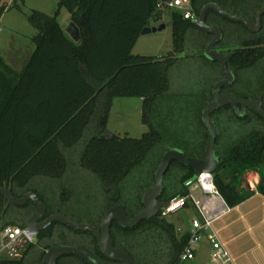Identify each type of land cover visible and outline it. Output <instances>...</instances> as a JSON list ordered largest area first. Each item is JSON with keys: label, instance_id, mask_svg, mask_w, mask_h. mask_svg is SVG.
Returning <instances> with one entry per match:
<instances>
[{"label": "trees", "instance_id": "trees-1", "mask_svg": "<svg viewBox=\"0 0 264 264\" xmlns=\"http://www.w3.org/2000/svg\"><path fill=\"white\" fill-rule=\"evenodd\" d=\"M162 1L168 0H59L52 15L39 10L28 15L38 31L34 37L36 49L28 64L23 70L16 71L0 58V187L11 188L17 196L33 190L47 204L49 214L63 212L77 221L99 227L104 212L113 204H124L130 216L143 208L144 189L153 185L156 169L169 148L177 146L190 156L205 157L209 133L202 120V111L213 98L215 83L224 77L220 63L202 54L212 34L197 27L192 19L184 18L179 11L170 10L174 50L162 58L132 53L144 27L163 22L164 11L158 8ZM209 2H216L252 22L264 5V0L254 3L192 0L197 16ZM7 7V3L0 0V19ZM63 8L81 29L78 42L67 35L60 22ZM207 23L224 27L225 35L219 47L228 48L225 52L228 65L237 74L233 91L238 96L257 99L264 91V15L259 32H252L245 24L214 10L208 12ZM184 51L196 52L195 56L202 58L211 73L198 113L205 132L185 147L167 142V136L152 124L150 118L156 99L169 88L170 66ZM256 70L262 71L257 79L256 74L253 75ZM117 97L143 98L144 122L152 128L141 138H103ZM212 117L218 128L216 150L224 159L221 167L234 168L233 179L223 177L220 167L214 173V181L226 204L233 207L247 198L239 183L247 170L260 173L258 188L264 192V116L250 112L241 117L226 106ZM90 132L92 134L81 147L79 141ZM74 164L79 165L77 170L84 177L88 175V179L103 189L105 197L94 211L82 215L67 211L63 203L68 200L67 189L55 186L71 173ZM139 167L148 173V180L138 186L144 187L143 190L112 197V189L107 185L116 187L122 194L119 185L132 177ZM193 174V167L174 161L166 174L161 199L187 195L189 187L185 183ZM38 181L55 187V192H47ZM35 212L32 201L23 206L10 204L0 222V232L9 224L26 226L27 217ZM112 236L114 244L128 250L136 264H180L189 240V234L178 238L174 224L160 212L132 228H125L115 221ZM63 242L83 244L103 264L104 258L106 264H122L101 252L92 233L76 230L62 222H54L41 231L36 243L31 244L20 259H3L0 263L45 264L43 258L47 249ZM58 264L87 263L76 255H66L58 260Z\"/></svg>", "mask_w": 264, "mask_h": 264}, {"label": "rangeland", "instance_id": "rangeland-1", "mask_svg": "<svg viewBox=\"0 0 264 264\" xmlns=\"http://www.w3.org/2000/svg\"><path fill=\"white\" fill-rule=\"evenodd\" d=\"M10 1V0H4ZM255 0H243L242 3H254ZM59 0H14V5L3 17L0 23V56L22 54L28 56L29 51L34 50L36 44L34 36L37 29L30 23L28 15L33 10H39L46 14H54L58 8ZM64 17V18H63ZM62 19L65 29L71 21L69 12L66 8L61 10L59 17ZM163 22L166 28L162 31L149 34H141L138 38L132 53L134 55H145L164 57L174 50L173 23L169 10L164 11ZM162 23V22H159ZM158 23V24H159ZM152 24H155L152 22ZM192 52V51H184ZM182 53V52H181ZM179 55V54H178ZM21 56V57H22ZM262 71L253 72L255 79ZM211 73L202 58L190 56L178 59L172 64L168 70L169 88L160 95L155 103L150 118L152 124L162 129L164 135L167 136V142L176 143L179 146L189 145L201 133L205 132L203 125L199 122V109L202 107L205 92L208 88ZM254 78V77H253ZM151 124L144 122V100L141 97H117L113 101L109 121L108 130L120 135L121 137L141 138L145 133L151 130ZM90 134L85 135L81 139L80 146L85 145ZM175 147V146H174ZM71 173H67V177L61 178L55 183L56 187L66 188L68 200L63 202L67 211H74L81 215L85 212H92L100 204L104 202V191L94 181L88 179L77 170L79 165L74 164ZM78 171V172H75ZM220 173L226 179H233L234 168L228 165L221 167ZM148 180L147 171L139 167L132 177L126 179L121 187V192L112 185H107L112 189L110 194L112 197L120 195H130L132 191L139 192L141 187ZM169 180V179H168ZM47 189V192H55V187L51 188L45 181H38ZM240 187L243 188L242 193L247 185L252 189L253 186L258 188L261 183V175L257 171L247 170L239 179ZM106 186V185H105ZM138 187V189H134ZM190 188V186H188ZM141 192V191H140ZM66 196V195H65ZM192 206V204H191ZM198 216L197 211L190 207L181 209L177 213L166 216L167 221L175 219V222L191 221ZM176 224V223H175ZM197 244L194 245V249ZM184 262V261H183ZM182 262V263H183Z\"/></svg>", "mask_w": 264, "mask_h": 264}, {"label": "water", "instance_id": "water-1", "mask_svg": "<svg viewBox=\"0 0 264 264\" xmlns=\"http://www.w3.org/2000/svg\"><path fill=\"white\" fill-rule=\"evenodd\" d=\"M210 10H214L233 21L245 24L252 32H259L263 27L264 5L257 11L254 22L225 10L216 2L207 3L202 8L199 17L192 20L197 27L213 35V38L209 41L202 54L211 61L219 62L220 70L224 75L223 79L215 83L213 87V99L205 105L202 111V120L209 133L204 158L190 156L182 148L177 146L169 148L163 154L159 166L156 169L153 185L144 189L142 198L143 208L133 216H130L124 204H113L104 212L99 227L88 222L77 221L63 212L49 214L47 204L33 190L26 191L22 196H17L11 188L1 186L0 210L2 208V197H5L8 203L17 206H23L32 201L36 206V212L26 221V226L30 232L38 235L54 222H62L76 230L92 233L97 240L101 252L106 257L120 261L122 264H136L134 257L128 250L114 244L112 236L113 223L116 221L125 228H132L142 221L152 219L159 214L160 209L169 203V200H163L161 196L165 189L166 174L174 161L194 168V174L186 181V186L192 185L202 172L208 171L215 173L224 164V159L221 158L216 150L218 128L212 117L216 110L222 106L231 105L235 113L241 117L247 114L248 109H252L264 116V108L262 106L264 91L259 95L258 99L243 98L232 92H222L224 88L230 87L235 82L236 73L229 67L225 53L216 48V45L221 42L224 37V30L220 25H210L207 23V15ZM165 28L166 24L164 22L156 25H149L144 27L141 34L158 32ZM66 31L74 41L78 42L81 40V29L74 21L69 23ZM195 55H197L196 52H182L178 55V58H186ZM103 138L119 140L122 137L106 129ZM66 255H76L87 264H103L99 257L88 247L76 242L53 244L47 249L43 261L45 264H58V260Z\"/></svg>", "mask_w": 264, "mask_h": 264}, {"label": "crops", "instance_id": "crops-1", "mask_svg": "<svg viewBox=\"0 0 264 264\" xmlns=\"http://www.w3.org/2000/svg\"><path fill=\"white\" fill-rule=\"evenodd\" d=\"M12 1L14 0L5 1L8 7L0 19V23L3 21L5 14L14 6ZM68 21H72L70 14ZM60 22L63 26L62 19H60ZM65 32L70 36L66 29ZM35 49L36 46L34 50L29 51L26 57L18 53L6 58L0 56V58L14 70L21 71L28 64ZM245 187L244 191L247 198L236 206L229 207L227 205V210L214 221L213 226L224 248L230 254L231 260L227 264H264V192L256 186H253L252 189L248 188L247 185ZM189 190L193 191L196 196H202V191L199 188L195 187L191 190L190 187ZM190 207H193L198 214L193 219L200 218L199 211L191 204L181 209ZM192 220L187 223L185 221L180 222V220L175 222V219L170 221L175 226L178 238L181 239L189 234L192 228ZM210 233L209 230L203 231V237L195 246V257L182 261L183 263L180 264H218L211 257Z\"/></svg>", "mask_w": 264, "mask_h": 264}, {"label": "built area", "instance_id": "built-area-1", "mask_svg": "<svg viewBox=\"0 0 264 264\" xmlns=\"http://www.w3.org/2000/svg\"><path fill=\"white\" fill-rule=\"evenodd\" d=\"M158 8L163 11H179L186 19H197L192 0L162 1L158 4ZM190 187L191 190L195 187L199 188L202 196H196L193 191L189 190L187 195L169 200V203L160 209L161 215L165 217L188 204H192L199 211L200 218L192 220L189 240L180 260L182 262L195 257L194 245L203 237V231L209 230L211 231L209 239L212 244V260L218 264H227L231 260L230 254L224 248L213 226L214 221L227 210V204L215 185L214 173L202 172ZM36 241L37 235L30 232L27 226L13 224L4 226L0 232V260L20 259L29 246Z\"/></svg>", "mask_w": 264, "mask_h": 264}, {"label": "flooded vegetation", "instance_id": "flooded-vegetation-1", "mask_svg": "<svg viewBox=\"0 0 264 264\" xmlns=\"http://www.w3.org/2000/svg\"><path fill=\"white\" fill-rule=\"evenodd\" d=\"M199 16H197V18H198ZM214 25H220V24H214ZM222 28H223V30H224V27L222 26V25H220ZM224 35H225V30H224ZM212 38H213V35H212ZM224 38V37H223ZM223 40V39H222ZM221 40V41H222ZM220 43V42H219ZM219 43L216 45V48L218 49V50H221V51H223L224 53L228 50V48H222V47H219ZM233 70V69H232ZM235 71V70H234ZM236 73V72H235ZM224 76V75H223ZM224 78V77H223ZM236 81H237V74H236V80H235V82L230 86V87H227V88H224L223 90H222V92H224V93H227V92H232V93H234V94H236V92L235 91H233V87H234V85L236 84ZM237 95V94H236ZM238 96V95H237ZM241 97V96H240ZM244 98V97H243ZM213 99V98H212ZM249 99H252V98H249ZM258 99V98H257ZM226 106H230L233 110H234V108L231 106V105H225V106H222V107H226ZM263 108H264V101H263ZM221 107V108H222ZM221 108H219V109H221ZM218 109V110H219ZM218 110H216L215 112H217ZM235 111V110H234ZM214 112V113H215ZM250 112H255L254 110H252V109H248V112H247V114L248 113H250ZM213 113V114H214ZM246 114V115H247ZM9 205H10V203H8V201L6 200V198L4 197H2V208H1V210H0V222L2 221V219H3V214L5 213V211H6V208L7 207H9ZM31 216V215H30ZM29 216V217H30ZM29 217H27V219L29 218ZM22 218V217H21ZM27 219H26V221H27ZM104 264H106V258H104Z\"/></svg>", "mask_w": 264, "mask_h": 264}]
</instances>
